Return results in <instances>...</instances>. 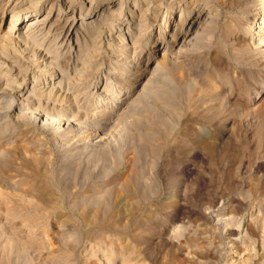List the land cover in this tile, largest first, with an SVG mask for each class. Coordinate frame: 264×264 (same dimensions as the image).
I'll return each mask as SVG.
<instances>
[{"label": "rangeland", "instance_id": "374dc122", "mask_svg": "<svg viewBox=\"0 0 264 264\" xmlns=\"http://www.w3.org/2000/svg\"><path fill=\"white\" fill-rule=\"evenodd\" d=\"M22 1L54 17L120 14L105 28L104 11L70 49L38 35L0 50V264H264V46L250 36L264 0ZM134 18L147 39L124 49L116 35ZM148 55L105 123L100 92L133 84L125 74ZM60 72L63 92L47 94Z\"/></svg>", "mask_w": 264, "mask_h": 264}, {"label": "bare ground", "instance_id": "6f19581e", "mask_svg": "<svg viewBox=\"0 0 264 264\" xmlns=\"http://www.w3.org/2000/svg\"><path fill=\"white\" fill-rule=\"evenodd\" d=\"M260 4L263 5V0H260L259 1ZM73 3V2H72ZM110 3V1L108 2ZM253 3V2H252ZM256 3V2H255ZM25 1H22V0H18L16 1L12 7L10 9H5L3 10V6H0V15H4L7 11H11L12 12V15H11V18H10V22H9V25H8V29L6 31V35H2L0 36V50H5L7 51L8 49V52L10 51L9 50V45H11V43L8 44V46H5L4 43H7V40H14L15 39V42L16 40H20V39H23L24 40H31V39H35L36 37L35 36H38V35H42V36H46L47 39L49 40H52V39H55V41H57L56 39H58V48H69L71 47V43L74 41L73 40V37L74 36H77L79 32L83 31V30H86L88 27V25H95L94 23H97L99 22L98 20L101 18L102 14L104 13V11L106 10H102V12H99V13H94L93 15H86V14H75V11H72V14L68 17H65V15L68 14V12H70L69 10L68 11H64V13H62V15H60V11H58V14L54 17V13L52 12H48L47 14L43 15V14H39L37 11H36V6L37 4L36 3H31L29 6H25ZM70 6V5H69ZM261 6V5H260ZM70 8V7H69ZM72 8V7H71ZM119 9V8H117ZM7 10V11H6ZM6 11V12H5ZM115 12V11H114ZM118 13V10L116 11ZM71 13V12H70ZM116 13V14H117ZM143 13V12H142ZM145 13V12H144ZM112 13H110V11H105L104 15H103V18L101 20V26H104V24H106L108 22V19H109V15L111 16ZM115 14V13H113ZM112 14V15H113ZM115 14V15H116ZM120 14V13H118ZM147 14V13H145ZM142 15L141 13L139 14V16ZM260 15V19L257 20L256 22H258L259 24H261L260 28H258V31L256 33H253L251 34L250 33V36H251V41L254 43V46L256 47H261V46H264V6H262L261 8V11L259 13ZM118 16V15H117ZM143 16V15H142ZM140 16V17H142ZM31 17V18H30ZM112 17V16H111ZM174 17L172 15L171 19L168 18V20H166V27H164L163 29H160V34L159 35H156V34H152V36H150V40H149V43L150 45H152V47H150V52H157L161 49L162 45L165 43V37H166V33H170L171 30L173 28H171L169 26V22L170 21H174ZM120 19V18H119ZM125 19V18H124ZM123 19V20H124ZM142 18H134V19H130L129 21L127 20H124L122 21L121 25H122V28L120 30H118V37H121V36H124L126 35V38L127 41H124V43H122V45L125 47H122L124 49H128V48H132L134 47L135 45L137 46L138 42H141V41H146V37H145V34L144 32L141 30V27H139V29H137L138 27H132L133 25H138L139 23H141V20ZM29 20V21H28ZM114 20V19H113ZM112 20V21H113ZM27 22V23H26ZM168 22V23H167ZM24 23H26V25H24ZM100 23V22H99ZM108 24H110L108 22ZM108 24H107V27H108ZM161 24V23H160ZM165 24V22H164ZM24 25V26H23ZM92 25V26H93ZM162 25V24H161ZM99 26V25H98ZM111 26V25H110ZM110 26L108 28H110ZM120 26V25H119ZM106 28V26H104ZM104 28V30H105ZM250 28H256L255 25L251 24L250 25ZM101 29H103L101 27ZM103 30V31H104ZM99 31H101L99 29ZM106 31V30H105ZM109 31V30H108ZM84 32V31H83ZM102 32V31H101ZM146 32V31H145ZM98 33V32H97ZM103 33V32H102ZM117 33V32H116ZM165 33V34H164ZM180 34V33H179ZM94 35V34H93ZM98 35V34H97ZM174 35V34H173ZM41 36V37H42ZM149 36V35H148ZM39 37V36H38ZM45 37V38H46ZM249 37V36H248ZM44 38V37H43ZM41 38V39H43ZM5 39V42L3 41ZM33 39V40H34ZM38 39V38H37ZM35 39V40H37ZM184 39V38H183ZM44 40V39H43ZM54 41V40H53ZM189 40L185 41V43H187ZM250 41V42H251ZM184 43V44H185ZM14 44V43H13ZM12 44V45H13ZM183 44V45H184ZM46 45V44H45ZM51 45V44H50ZM81 45V44H80ZM145 45V44H143ZM57 46V45H56ZM97 46V45H95ZM99 46V45H98ZM135 46V47H136ZM142 46V45H141ZM149 46V45H148ZM53 47V46H52ZM81 47V46H80ZM157 47V48H156ZM47 48V47H45ZM137 48V47H136ZM11 49V48H10ZM70 49V48H69ZM155 49V50H153ZM41 52L40 54L43 56V57H48L50 56L49 53L52 51L51 48H47L45 51L42 50L40 48ZM61 50V49H60ZM135 49L133 48V51ZM153 50V51H152ZM25 51V50H24ZM53 51H54V48H53ZM136 51V50H135ZM140 51V50H139ZM7 52V53H8ZM16 52V51H15ZM69 52V51H68ZM88 52V51H87ZM94 52V51H93ZM97 52V51H96ZM95 52V53H96ZM56 53H57V50H56ZM92 54V53H91ZM94 54V53H93ZM115 54V53H114ZM125 54V53H124ZM146 54V53H145ZM151 54V53H150ZM22 56V54H21ZM54 56V55H53ZM42 57V58H43ZM45 57V58H46ZM47 57V58H48ZM57 58V57H56ZM76 58V57H75ZM81 59V58H80ZM53 60V58H52ZM52 60H50V62H52ZM57 60V59H56ZM48 61V60H47ZM54 61V60H53ZM86 61V60H85ZM89 61V60H88ZM49 62V61H48ZM57 62V61H56ZM55 62V63H56ZM90 62V61H89ZM151 59L149 58V55L148 57H146V59L144 60V64L142 65L143 68H140V69H137L135 73H129L128 75L125 74V76H129V78H132L130 79V82H134L133 84H127L126 86L123 87V85L125 84H119L115 89H114V92L112 93V95L109 97L106 93L107 90H109L110 88V82H111V76H107L104 80H102V84L101 86L97 87L98 85V81L95 82V86L92 87V89H94L95 93H99L100 91H104L106 93H103V92H100V95L101 97L103 98L102 101L100 102V106L97 107V111H103L104 112V115L105 117L103 118V120H105V123L108 121V119L111 117V114L112 112L115 110V107L113 108H109L110 106H112V103H117L118 105L121 104L123 102V100L126 98L125 96L126 95H130L132 92H133V88L135 86V83H139V81L141 80V78L143 77V75L148 71V68H149V64L151 63ZM81 63V62H80ZM48 64H51V63H48ZM57 64V63H56ZM4 65V64H3ZM95 66V65H94ZM162 66L161 63L157 64V66L155 68H160ZM75 67V66H74ZM135 65L133 67H129V68H134ZM98 68V67H97ZM52 69V68H51ZM68 69V68H67ZM81 69V68H80ZM93 68H91L90 72L92 71ZM53 70V69H52ZM77 70V69H76ZM79 70V69H78ZM98 70V69H97ZM135 70V69H134ZM50 71V70H49ZM60 71V70H58ZM74 71V70H73ZM131 71V70H130ZM55 72V71H54ZM63 72V71H62ZM88 72H89V69H88ZM86 73V74H89V73ZM109 72V71H108ZM118 72V71H117ZM122 72V71H121ZM125 72V71H124ZM20 73V72H19ZM61 73V72H60ZM58 74V73H54V76L55 75H59L61 78L57 81L58 85H55V83H53V87H49L47 88V94L49 93H52L54 94V92H58L57 95L59 94V92L61 91V89L63 90V79L65 76L63 73L61 74ZM79 73V72H78ZM23 74V73H22ZM53 74V73H52ZM84 74V75H86ZM94 74V73H93ZM124 74V73H123ZM76 76V75H74ZM93 76V75H92ZM67 77V76H66ZM70 78V77H69ZM78 78V77H77ZM82 78V77H80ZM128 78V79H129ZM125 79V78H124ZM123 79V80H124ZM25 80V79H24ZM66 80V79H65ZM79 80V79H78ZM83 80V79H82ZM89 80V79H88ZM87 80V81H88ZM68 81V80H66ZM23 82V81H22ZM21 82V83H22ZM72 82V80L70 81V83ZM120 82V81H119ZM128 82V81H127ZM20 83V82H18ZM92 83V82H91ZM124 83H126V81H124ZM72 84V83H71ZM94 84V82H93ZM115 84V83H114ZM66 85V84H65ZM86 85V84H85ZM258 85V84H257ZM33 86V84H32ZM37 86V85H36ZM122 86V88H121ZM3 87V86H2ZM17 87V86H16ZM8 88V87H7ZM18 91H19V94L21 96H23L25 93H27V97H31L33 94H34V89H29V87L27 86V84H21L19 87H18ZM35 88V87H34ZM67 88V87H66ZM74 88V87H73ZM114 88V87H113ZM102 89V90H101ZM111 89V88H110ZM34 90V91H33ZM37 90V89H36ZM40 91V89H38ZM66 90V89H65ZM84 90V89H83ZM87 90V89H86ZM100 90V91H99ZM17 91V92H18ZM39 91H37V93H39ZM67 91V90H66ZM41 92H43L41 90ZM45 92V91H44ZM63 92V91H61ZM68 92V91H67ZM80 92V91H79ZM92 92V91H91ZM90 92V93H91ZM141 92V91H140ZM70 92L68 93H64L65 95L69 94ZM56 94V93H55ZM84 94V93H83ZM93 94V93H92ZM91 94V95H92ZM259 94V93H258ZM36 95V94H34ZM60 95V94H59ZM63 95V94H62ZM61 95V96H62ZM78 95V94H77ZM99 95V94H98ZM34 97V96H33ZM63 97V96H62ZM67 97V96H66ZM71 97V96H70ZM79 97V96H78ZM100 97V96H99ZM24 98V97H23ZM36 98V97H35ZM34 98V99H35ZM57 98V97H56ZM72 98V97H71ZM29 99V98H28ZM31 99V98H30ZM89 99V97H88ZM39 100V98H38ZM72 100V99H71ZM81 100V99H80ZM87 100V99H86ZM70 101V100H69ZM75 101V99L73 100V102ZM15 102V101H14ZM13 102V103H14ZM33 102V101H32ZM79 102V101H77ZM81 102V101H80ZM55 103V102H54ZM70 103V102H69ZM72 103V102H71ZM82 103V102H81ZM68 104V103H67ZM77 104V103H76ZM41 105V104H40ZM45 105V104H44ZM66 105V103H65ZM64 105V106H65ZM71 105V104H70ZM81 105V104H79ZM116 106V105H115ZM7 107V106H6ZM68 107V106H67ZM76 107V106H75ZM118 107V106H117ZM66 108V106H65ZM70 108V107H69ZM79 108V107H78ZM109 108V109H108ZM58 109V108H57ZM70 110V109H69ZM85 110V109H84ZM49 111V110H48ZM78 111V109H77ZM76 111V113H77ZM4 112V111H3ZM26 112V111H25ZM80 112V110H79ZM88 112V111H87ZM93 112V111H92ZM90 112V113H92ZM65 113V111H64ZM82 113V112H81ZM86 113V112H85ZM79 114V113H78ZM41 115V114H40ZM67 115V114H65ZM77 115V114H76ZM84 115V114H83ZM86 115V114H85ZM46 116V115H45ZM90 116V115H89ZM93 116V115H92ZM103 116V115H102ZM56 117V116H55ZM59 117V116H58ZM72 117V116H71ZM74 117V116H73ZM82 118V117H81ZM84 118V117H83ZM92 118V117H91ZM49 119V117H48ZM23 120V119H22ZM71 120V119H70ZM47 118L44 119V124L45 122H47ZM81 121V120H79ZM104 122V121H103ZM40 124V123H39ZM47 124V123H46ZM56 124V123H55ZM71 124V123H70ZM57 125V124H56ZM102 125V124H100ZM36 126V125H35ZM53 126V125H52ZM69 127V126H68ZM37 129V128H36ZM92 129V128H91ZM101 137V136H100ZM105 137V136H104ZM99 138V137H98ZM246 218V217H245ZM247 222V221H246ZM246 225V224H244ZM243 225V226H244ZM249 224H247L248 226ZM245 229V226L242 227L241 230ZM241 230L239 229H235V234L236 235H241ZM255 231V230H254ZM232 232V231H231ZM254 233V232H253ZM239 236H236L237 238ZM244 240V239H243ZM245 244V243H244ZM247 247V246H246ZM241 254V253H240ZM243 255V254H242ZM264 256V255H262Z\"/></svg>", "mask_w": 264, "mask_h": 264}]
</instances>
